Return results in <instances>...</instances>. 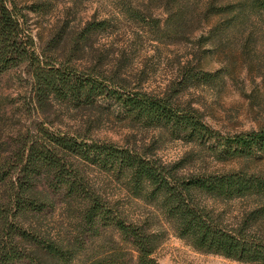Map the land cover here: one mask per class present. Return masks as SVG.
Wrapping results in <instances>:
<instances>
[{
    "label": "trees",
    "instance_id": "1",
    "mask_svg": "<svg viewBox=\"0 0 264 264\" xmlns=\"http://www.w3.org/2000/svg\"><path fill=\"white\" fill-rule=\"evenodd\" d=\"M109 1L114 13L84 24L60 12L45 39L33 34L30 12L51 15L61 0H0V74L21 85L13 109L0 99V264H161L162 234L107 200L91 170L154 206L195 250L264 264L263 174L187 170L154 148L93 136L96 124L114 119L197 144L219 162L263 160L264 126L222 134L182 97L223 82L226 70H209L202 59L227 55L233 42L245 54L248 23L264 13V0ZM132 26L156 48L185 52L160 90L144 87L146 71L137 83L128 79L126 50L92 52L95 38ZM71 112L88 113L86 126L62 127L58 119ZM238 201L244 206L235 213L217 208Z\"/></svg>",
    "mask_w": 264,
    "mask_h": 264
},
{
    "label": "rangeland",
    "instance_id": "2",
    "mask_svg": "<svg viewBox=\"0 0 264 264\" xmlns=\"http://www.w3.org/2000/svg\"><path fill=\"white\" fill-rule=\"evenodd\" d=\"M74 1L61 0L56 11L44 17H38L30 12L33 34L36 37L39 35L42 38L47 37L48 29L56 23L60 12L61 16L68 14L65 19L82 24L114 13V7L109 0H81L73 5ZM156 12L163 16L161 9ZM123 28L95 38L92 52L99 54L106 49L126 50L127 55L132 59L128 79L137 83L140 72L146 71L145 79H141L145 88L148 90L164 88L176 74L183 60L184 50L176 46L156 48L159 44L141 36V32L136 27ZM244 36L251 37L242 52L245 54L240 55L238 43L233 42L227 55L216 51L205 54L202 59L207 69L222 68L228 72L227 74L226 71H222L223 82L214 87L206 85L191 87L182 97L185 103H192L198 108L207 123L222 134L248 132L264 126V13L251 18ZM20 89L21 85L15 76L0 74V99L6 100L12 109L11 103L17 99ZM71 115L67 117L64 113L63 118L58 119L62 127L73 130L77 124L86 126L85 120L90 117L84 112H71ZM93 136L119 145L128 143L154 148L156 156L162 161H182L187 166V170L207 169L211 172L246 170L264 175V159L219 162L197 144L170 139L159 131L139 129L118 123L114 119L111 121L103 119L96 124ZM89 176L98 188H102L105 198L117 205L130 220L147 221L152 230L162 234L161 243L155 253L161 264H250L195 250L174 234L154 206L130 197L122 186L106 174L91 170ZM243 206L244 204L238 201L227 206L217 205V208H225L229 213H235Z\"/></svg>",
    "mask_w": 264,
    "mask_h": 264
}]
</instances>
